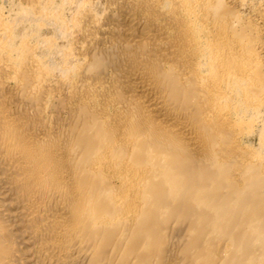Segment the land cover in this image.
Instances as JSON below:
<instances>
[{
  "label": "bare ground",
  "instance_id": "1",
  "mask_svg": "<svg viewBox=\"0 0 264 264\" xmlns=\"http://www.w3.org/2000/svg\"><path fill=\"white\" fill-rule=\"evenodd\" d=\"M0 264H264V0H0Z\"/></svg>",
  "mask_w": 264,
  "mask_h": 264
}]
</instances>
